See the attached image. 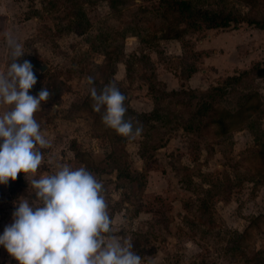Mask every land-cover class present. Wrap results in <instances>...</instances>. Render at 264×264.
<instances>
[{
	"label": "rangeland",
	"instance_id": "rangeland-1",
	"mask_svg": "<svg viewBox=\"0 0 264 264\" xmlns=\"http://www.w3.org/2000/svg\"><path fill=\"white\" fill-rule=\"evenodd\" d=\"M238 1L225 0L264 18V0ZM157 3L131 0L115 20L103 0H0V72L7 66L6 41L14 39L29 50L19 62L30 61L37 77L29 94L52 91L34 114L51 146L41 149L44 160L34 175L19 173L0 184V234L12 222L14 202L35 198L31 179L61 164L85 166L103 182L113 230L132 239L142 264H264V141L246 127L252 117L264 126V31L246 23L195 25L179 39H160ZM130 23L147 28L142 42L128 33L115 56H104L93 38L113 39ZM35 64L47 68L39 72ZM113 66L112 83L126 95L127 107L142 114L163 106L183 122L199 93L243 71L248 75L224 92L217 115L231 125L223 136L212 124L184 133L181 126L150 123L136 139L116 140L93 111L86 83L92 76L97 87L108 84ZM181 89L194 92L168 96ZM5 108L0 105V113ZM0 264L18 262L0 246Z\"/></svg>",
	"mask_w": 264,
	"mask_h": 264
},
{
	"label": "clouds",
	"instance_id": "clouds-1",
	"mask_svg": "<svg viewBox=\"0 0 264 264\" xmlns=\"http://www.w3.org/2000/svg\"><path fill=\"white\" fill-rule=\"evenodd\" d=\"M5 47L7 66L0 72V105L6 106L0 113V184L14 181L19 173L34 175L44 160L41 149L51 146L34 114L52 91L42 87L37 95L29 94L37 77L30 61L19 62L29 50L11 38ZM86 83L93 111L101 113L106 127L132 140L141 136L143 127L126 118L127 97L114 83L97 87L92 76ZM28 185L35 198L31 203L29 197L14 202L12 222L0 234V246L18 264H142L132 239L113 230L103 182L85 166L72 169L61 164Z\"/></svg>",
	"mask_w": 264,
	"mask_h": 264
},
{
	"label": "trees",
	"instance_id": "trees-1",
	"mask_svg": "<svg viewBox=\"0 0 264 264\" xmlns=\"http://www.w3.org/2000/svg\"><path fill=\"white\" fill-rule=\"evenodd\" d=\"M107 3L108 9L110 11V17L118 20L121 16L122 9L131 2V0H103ZM149 1V0H145ZM156 13L160 19V27L162 36L160 39H179L186 29L192 28L195 25L203 26L206 29H225L229 28L231 25H239L241 23H246V25L254 27L255 29L264 31V18H257L248 14H243L241 11L234 7L232 4H228L225 0H219L212 6L208 4L207 0H157ZM241 1V0H239ZM238 1V2H239ZM246 5H251L252 0L242 1ZM245 5V6H246ZM175 28V29H173ZM131 35L140 39L142 42L143 33H147V28L140 27L137 24L130 23L126 28H122L119 32H114V38L111 39V34L107 38H99L95 36L93 39L100 42L103 46L101 52L104 56H115V54L122 49V43L119 40L124 41L126 35ZM259 67V66H258ZM108 83H112V76L114 75L115 68H109ZM254 72L258 74L257 69ZM259 74L264 77V68L259 70ZM248 75V71H243L240 75L228 78L224 83L219 86L212 87L208 91L199 93L196 109L189 119L182 121L180 115L171 112L165 107H155L149 113L138 114L131 108L127 107L126 118H132L134 126H138L136 122H139L140 126L147 124H155L157 127L174 129L179 126L182 127V132L184 133H198L203 129L208 128L211 124L217 129V134L223 136L228 131L230 123L225 122L224 115L218 116V109L221 105V101L224 98V92L229 85L240 80L242 76ZM111 77V78H110ZM101 87V86H98ZM152 90L153 88H149ZM121 91V90H120ZM123 93V91H121ZM194 91L184 90L181 91H171L170 95L174 98L178 96H185L193 94ZM165 95V94H164ZM245 108L237 111L236 116L241 119L242 113ZM151 127V126H150ZM246 127L255 138L264 141V126H261V118H249L247 120ZM110 129V128H109ZM113 134H115L116 140H121L120 135H118L114 130L110 129ZM264 147V143H261ZM264 150V148L262 149ZM78 152L75 153L77 158ZM208 196L210 192H208ZM205 200L201 201L202 205H205ZM264 253V252H263ZM263 253L257 254L261 256Z\"/></svg>",
	"mask_w": 264,
	"mask_h": 264
},
{
	"label": "water",
	"instance_id": "water-1",
	"mask_svg": "<svg viewBox=\"0 0 264 264\" xmlns=\"http://www.w3.org/2000/svg\"><path fill=\"white\" fill-rule=\"evenodd\" d=\"M34 67L37 68L39 72H43L47 68L44 64H35Z\"/></svg>",
	"mask_w": 264,
	"mask_h": 264
}]
</instances>
